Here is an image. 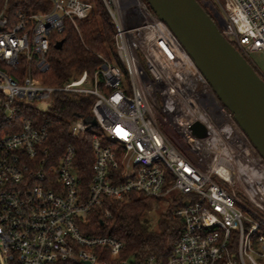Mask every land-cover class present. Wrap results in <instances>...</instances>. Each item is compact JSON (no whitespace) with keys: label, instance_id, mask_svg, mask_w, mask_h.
Segmentation results:
<instances>
[{"label":"built area","instance_id":"1","mask_svg":"<svg viewBox=\"0 0 264 264\" xmlns=\"http://www.w3.org/2000/svg\"><path fill=\"white\" fill-rule=\"evenodd\" d=\"M0 0V250L5 264H110L122 245L86 236L82 226L107 199L174 194L182 222L166 264H264V160L221 104L193 60L143 0H101L114 27V60L99 56L88 77L44 83L53 38L94 6L50 0L36 12ZM220 33L250 62L264 57V0H213ZM56 44V43H55ZM54 44V45H55ZM127 81L128 88L122 86ZM87 85L88 87H85ZM92 96L88 186L76 152L57 159L46 147L48 124L34 103L56 94ZM201 125L206 136L190 128ZM89 131L81 119L72 138ZM186 204V205H185ZM106 212V216H108ZM124 264L123 262H121ZM146 264H160L155 257Z\"/></svg>","mask_w":264,"mask_h":264},{"label":"trees","instance_id":"2","mask_svg":"<svg viewBox=\"0 0 264 264\" xmlns=\"http://www.w3.org/2000/svg\"><path fill=\"white\" fill-rule=\"evenodd\" d=\"M16 1L21 3L18 8L28 9L38 0ZM84 1L94 6L91 17L78 22L79 33L66 24L64 32L53 38L47 55L49 68L44 75L45 84L63 85L78 79L84 72L92 77L101 64L98 55L114 60V27L102 1ZM59 41L63 43L61 49L56 50L54 44ZM94 101L92 96L56 94L52 97L48 113H30L32 117L48 124L45 145L55 158L58 159L68 145L75 148V169L80 184L85 188L89 183L93 161L91 142L93 136L98 134L97 128L91 127ZM78 119L85 123L89 131L72 138L69 133L70 124ZM171 198L172 201L163 211L158 210L156 229L151 228L148 212L154 205L157 206L159 199L132 193L122 202L107 199L102 206L95 207L81 231L86 236H110L121 243L118 259L110 264H146L151 256L160 264H166L182 225L181 220L173 216V212L182 205L181 197L173 194Z\"/></svg>","mask_w":264,"mask_h":264},{"label":"water","instance_id":"3","mask_svg":"<svg viewBox=\"0 0 264 264\" xmlns=\"http://www.w3.org/2000/svg\"><path fill=\"white\" fill-rule=\"evenodd\" d=\"M143 1L169 28L264 160V79L225 40L218 22L196 0ZM62 43L57 42L54 49L60 50ZM91 127H96L95 120ZM190 130L199 137L206 136L199 124Z\"/></svg>","mask_w":264,"mask_h":264},{"label":"rangeland","instance_id":"4","mask_svg":"<svg viewBox=\"0 0 264 264\" xmlns=\"http://www.w3.org/2000/svg\"><path fill=\"white\" fill-rule=\"evenodd\" d=\"M202 0H200L201 2ZM209 2H212V0H206ZM220 3H223V0H219ZM51 6V1L50 0H40L38 3V8L36 9V12H41L43 10H46L48 8H50ZM249 62V61H248ZM258 72H260L261 74H263L264 76V57L260 54V53H253L250 54V62H249ZM122 86L125 88H128V84L127 81H123ZM85 87H88L87 85H85ZM37 107V109H39L42 112L48 113L49 109H50V104L49 101H43L42 103L36 102L34 103ZM158 204L157 206H153L152 210L150 212H148V217L150 220V224H151V228L152 229H156V220H157V216H158V212L160 210L163 211V208H165L167 205H165L163 203L162 200H158ZM154 209V210H153ZM159 210V211H158ZM0 264H5L4 260H3V255L1 254V250H0Z\"/></svg>","mask_w":264,"mask_h":264},{"label":"flooded vegetation","instance_id":"5","mask_svg":"<svg viewBox=\"0 0 264 264\" xmlns=\"http://www.w3.org/2000/svg\"><path fill=\"white\" fill-rule=\"evenodd\" d=\"M198 3H200L201 5H203V8L204 10L206 11V13L213 19H215L216 17H218V11L216 10V7L213 3V0L212 2H209V1H206V0H202L200 2V0H197ZM260 73V72H259ZM261 74V73H260ZM263 79H264V76L263 74H261Z\"/></svg>","mask_w":264,"mask_h":264}]
</instances>
